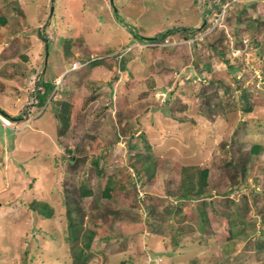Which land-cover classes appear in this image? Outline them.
I'll return each mask as SVG.
<instances>
[{
    "label": "rangeland",
    "instance_id": "rangeland-1",
    "mask_svg": "<svg viewBox=\"0 0 264 264\" xmlns=\"http://www.w3.org/2000/svg\"><path fill=\"white\" fill-rule=\"evenodd\" d=\"M252 2L235 3L199 41L171 45L135 34L199 26L202 1L0 0V107L16 118L0 122V264H72L70 209L96 230L91 264H264V0ZM214 48L238 64L235 74ZM41 75L60 86L52 103L17 117L36 108ZM63 101L65 133L54 111ZM130 141L151 168L140 177ZM234 164L246 173L241 188ZM181 166L210 169L211 197L187 202L184 217L170 213ZM82 184L93 194L82 197ZM237 207L246 234L233 243L227 219Z\"/></svg>",
    "mask_w": 264,
    "mask_h": 264
},
{
    "label": "trees",
    "instance_id": "trees-1",
    "mask_svg": "<svg viewBox=\"0 0 264 264\" xmlns=\"http://www.w3.org/2000/svg\"><path fill=\"white\" fill-rule=\"evenodd\" d=\"M245 1L246 0L241 1V3H242L241 8H248L250 6V4L253 3L252 2L253 0L249 1V2H247V1L245 2ZM237 3L238 2H236V4ZM230 10L228 11V13L230 12ZM240 15H241V10H239V12L237 14V22L238 23L242 22L241 18H239ZM0 18H1V21L3 23L6 22V18H4V17H0ZM203 21H204V15H203ZM202 25H203V23L199 26L175 27V28L168 29L166 31H162V32L156 34L155 36H142V35H139L136 33L135 37L138 40H143V41H156V39L157 40L163 39L167 35L173 34L174 32H178V34L180 36H189L191 34H194L198 29H200ZM42 39H43V41H45L46 46H48V43H49L48 39H45L44 37H42ZM214 50H216V53L218 55H220V57H222V59L227 63V71L232 73V74H235V72L238 68V64L235 62H231L230 58L226 57L225 52L223 50H219V49L217 50V48H214ZM99 60L100 59H94L92 64L98 65L100 62ZM122 65L124 67L125 62H123ZM36 83L38 84V86H40V88H38L36 91L33 90L32 94L33 95L35 94L37 96V102L35 104L36 110H37V109H41L43 106L46 107V104L48 103V101H49V103L51 101H53L52 98L54 97L55 93L57 92V90L60 86L58 84H56V82H54L53 80L45 78L43 75L39 76ZM168 93H169V95L171 94L170 92H168ZM243 97L246 98L245 92L243 94ZM166 99H169V96ZM60 104H61V106H56V108H54L55 109L54 111H55V115H57V117L59 119V121H58L59 127L63 128L62 132H64L65 130L67 131V129H69V126H70L71 104H70V102H66V101L60 102ZM247 109L250 110L251 108L248 107ZM0 112L7 115L9 117V119H13L16 121V118L14 116L7 113L1 107H0ZM25 113H26V107L24 106L22 112L20 114H18L17 117H22V116L24 117ZM137 146H138L137 143H134L132 141L129 142V144H128V147H129L128 156H129V158L135 157V158L139 159L140 167L134 164V169H135L136 173L138 174V177H140L141 174L145 173V171L143 170L144 168H146L147 172H149V170L151 168L149 167L150 166L149 164H146V161L148 159H144L143 153L137 152L135 154H131V150ZM148 147L150 148L151 145H148ZM262 149H263V145L261 143H255L251 147L250 151L252 153L258 154L259 152H261ZM100 159H101L100 156L92 158V164L96 170L95 172L99 175H103L104 171H103V167H100ZM74 161H75V156L71 155L70 162H74ZM228 163L231 164L232 161L229 160ZM234 165L236 166L238 171L241 172V173L240 172L239 173L242 176L241 177L242 180L239 181L241 185L238 187V188H241L242 185L246 181L245 180V177H246L245 174L246 173L240 165H238V164H234ZM180 169H181V172H183L180 191H178L177 193H174V197L171 198V199H175L176 202L178 203V205L176 206V208L171 209L170 213L172 216H179V217L183 214V217H184L185 216L184 213L186 211V208L184 207V205L187 202H190V200H192L194 198H196L198 200H201V199L206 200L207 198L211 197L210 192L205 190L207 185H208V182H209L210 169H209V167H203V168L201 167L198 170H196L193 167H187V166H181ZM115 193H116V189L113 186L112 179H110V180H108L105 188L103 189L102 194L104 197L111 198V197H113V195ZM92 194H93V189L91 187H88L85 184H82L80 186V195L82 197L90 196ZM230 201H232V200H230ZM67 206H69V205H67ZM31 208L33 210L41 213L45 217H51L53 215V208L50 205V203L47 201L34 200L31 203ZM198 210H199V215H200L202 221L205 223L209 222L207 214L204 211H202L200 208H198ZM68 219H69V221H68L67 239L71 242L72 259H73L72 264H91L90 263L91 262L90 259H91V255H92L91 254V246H92L93 240L95 238L96 230L88 228V226L84 223V220L75 219L74 216L72 215L71 209L68 210ZM227 220H228V227L230 230L229 240H231L234 243L236 238L246 234V227H244V223H246L245 215L239 209V207H237L236 210H234L232 212V214H228Z\"/></svg>",
    "mask_w": 264,
    "mask_h": 264
},
{
    "label": "built area",
    "instance_id": "built-area-1",
    "mask_svg": "<svg viewBox=\"0 0 264 264\" xmlns=\"http://www.w3.org/2000/svg\"><path fill=\"white\" fill-rule=\"evenodd\" d=\"M200 1L203 2V5H204L203 7H204L205 12H202L204 15V21H203V25L201 26L199 30H197L194 34L182 37L180 41L173 40L169 38V35H167L163 39H159V40L156 39V41H152L153 44L160 43V44L174 45L182 41L184 43L186 42L195 43L199 41L200 38L202 39L204 36L209 35L217 27L225 26L226 14L234 6L236 2L242 1V0H200ZM244 41L246 42L245 39ZM77 64H78V61L74 62L73 67H76ZM38 88H40V86H38V84L36 83L35 88L33 90L36 91ZM34 97H35L34 107H36L35 104L37 102V96L34 94ZM35 109L36 108L34 109L29 108V105H27L25 114L30 115L31 111L34 112ZM26 117L27 116H24V118ZM0 122L3 125L8 126V127H10V124L12 123L9 117L2 112H0Z\"/></svg>",
    "mask_w": 264,
    "mask_h": 264
},
{
    "label": "water",
    "instance_id": "water-1",
    "mask_svg": "<svg viewBox=\"0 0 264 264\" xmlns=\"http://www.w3.org/2000/svg\"><path fill=\"white\" fill-rule=\"evenodd\" d=\"M53 9V8H52ZM47 47V46H46Z\"/></svg>",
    "mask_w": 264,
    "mask_h": 264
}]
</instances>
